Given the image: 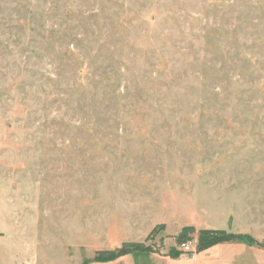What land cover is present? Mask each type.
<instances>
[{
	"label": "rangeland",
	"instance_id": "obj_1",
	"mask_svg": "<svg viewBox=\"0 0 264 264\" xmlns=\"http://www.w3.org/2000/svg\"><path fill=\"white\" fill-rule=\"evenodd\" d=\"M208 250L264 264V0H0V264Z\"/></svg>",
	"mask_w": 264,
	"mask_h": 264
},
{
	"label": "trees",
	"instance_id": "obj_2",
	"mask_svg": "<svg viewBox=\"0 0 264 264\" xmlns=\"http://www.w3.org/2000/svg\"><path fill=\"white\" fill-rule=\"evenodd\" d=\"M188 230L189 228L182 229V233L180 234V239H183L185 237V233ZM199 233L201 235L208 236V238H210L211 241H215V242H220V241L228 242V241H235L238 239L237 235H230L227 234L225 231H221V230H201L199 231ZM148 251L149 249L147 246H145L144 243L130 242V243H122L118 251L115 250L99 251L97 252V255H100L103 258H105L104 259L105 261H110L116 259L120 253L127 254V253L148 252Z\"/></svg>",
	"mask_w": 264,
	"mask_h": 264
},
{
	"label": "built area",
	"instance_id": "obj_3",
	"mask_svg": "<svg viewBox=\"0 0 264 264\" xmlns=\"http://www.w3.org/2000/svg\"><path fill=\"white\" fill-rule=\"evenodd\" d=\"M180 249L183 253L185 254H191V247H190V243H183L180 245Z\"/></svg>",
	"mask_w": 264,
	"mask_h": 264
},
{
	"label": "crops",
	"instance_id": "obj_4",
	"mask_svg": "<svg viewBox=\"0 0 264 264\" xmlns=\"http://www.w3.org/2000/svg\"><path fill=\"white\" fill-rule=\"evenodd\" d=\"M210 250V249H209ZM209 250L207 251V252H205L206 254H208V255H205V256H203V258H201V260H202V263L201 264H206V263H208L209 261L207 260L209 257H210V254L208 253L209 252ZM201 256V257H202ZM196 262L198 261V259L197 260H195ZM194 261V262H195Z\"/></svg>",
	"mask_w": 264,
	"mask_h": 264
}]
</instances>
